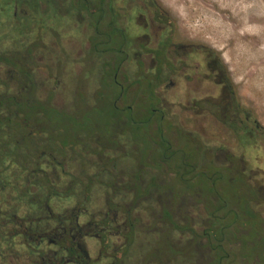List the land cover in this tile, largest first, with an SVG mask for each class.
I'll return each instance as SVG.
<instances>
[{
    "label": "rangeland",
    "instance_id": "1",
    "mask_svg": "<svg viewBox=\"0 0 264 264\" xmlns=\"http://www.w3.org/2000/svg\"><path fill=\"white\" fill-rule=\"evenodd\" d=\"M159 1L175 19L181 35L208 44L221 56L239 89L240 99L245 107L255 112L264 126V78L256 74L261 67H257L256 62H250L254 61L255 53L245 49L246 42L239 39L244 35L249 42L260 38L256 33L259 30L257 27L242 24L247 20V9H256L264 16V0H248L246 4H243L244 0ZM237 6L242 15L238 13L236 18L232 7ZM42 8L44 11L46 5L43 4ZM97 16L73 6L71 0L66 1L65 8L57 15L54 11L43 14L34 11L33 22L25 23V27H19L23 23L11 14L0 16V51L11 53L17 50L18 41L28 42L31 35V42L34 40L40 46L45 45L37 55V65L41 70L37 73L36 87L33 86L31 94L33 98L40 97L45 101L51 99L50 104L35 109V117L37 120L48 119L52 126L49 142L54 165L50 172L55 171L58 175L53 181V189L66 193L67 186H70L67 185L70 178L63 177L58 166L64 162L69 172L74 174L83 171L88 175H97L92 177L95 183L90 185L89 195L81 191L82 186L75 181L69 188L70 195L78 191L74 198L51 197V210L56 215L70 218L77 212L75 205L89 199L84 204L87 211L80 218L81 224L89 219L100 223L106 219L111 221L115 210H118L120 222L127 228V233L134 226L135 242L125 257L123 248L128 243L124 236L120 232L116 236L108 233L115 228L102 226L107 228L102 231L104 235L108 233L107 248L102 240L98 242L86 238V249L93 258L98 257L101 249L104 258L119 255L125 259L124 264H218L221 252H211L210 246H205V238L196 241V237H192L186 229L190 227L197 234H202L208 227H225L226 244L237 253V264H264V233L258 224L246 217L248 209L251 210L247 206L249 200L240 188L236 172L230 173L225 169L229 164L221 152V144L209 142L211 139L215 141L214 136H219L220 132L195 123L189 112L174 106L176 103L172 96H161L160 101L158 96L152 95L148 81L129 75V63L123 64L118 74L121 85L114 84L103 97L93 98V84H99L104 77L111 75L110 71L102 70L103 62L111 61L113 66H118L127 55L125 39L114 34L109 44L102 45V49L107 50L106 57L96 63L94 70H86L80 79H74L82 69L76 61L88 56L91 43L84 42ZM15 58L18 62L28 61L22 55L8 56L10 61ZM85 61L91 62L89 58ZM0 76L5 79L6 70L0 69ZM23 76L21 84L29 85L27 75ZM57 79L59 83L55 94H51L49 90L55 86ZM41 83L42 89L39 87ZM10 113L14 114L15 110ZM132 116L136 117L135 122ZM158 126L171 144L178 148L174 154L175 161L166 160L167 152L161 147V132H156ZM100 143L107 145L102 153ZM89 144L91 153L87 154ZM68 145L70 147L66 148ZM72 157L80 160L86 157V161H83V166H78L76 162H68ZM185 157L195 163L191 181L176 176L183 172L180 165ZM258 165L264 169V149L260 152ZM12 171L10 169L6 173L9 183L0 192L4 211L17 208L19 217H29V222L19 223L20 226L34 231L43 229L45 223L36 214L39 207L46 204L45 185L34 188L39 204L30 206L21 200L18 206L15 199L21 192L22 180L12 177ZM214 173H218L220 179L215 185L208 179L209 176L214 177ZM88 177L91 176L84 175L85 184ZM32 178L38 179L39 176L32 175ZM216 207H219V212L214 214ZM178 224L186 228L182 230ZM12 227L6 225L4 231L11 232ZM91 228L87 227L85 232L95 234ZM8 237L10 239L4 237L0 247V255L4 254V258L0 256V264H46L48 257L45 254L49 249L44 245L42 248L46 252L40 251L39 255L37 250H29V244H34L32 239L16 237L11 240L12 233H8ZM50 248L54 250L55 246ZM231 260L232 256L224 264H229Z\"/></svg>",
    "mask_w": 264,
    "mask_h": 264
},
{
    "label": "flooded vegetation",
    "instance_id": "2",
    "mask_svg": "<svg viewBox=\"0 0 264 264\" xmlns=\"http://www.w3.org/2000/svg\"><path fill=\"white\" fill-rule=\"evenodd\" d=\"M66 1L69 0H38L36 2L0 0V16L11 14L23 23L19 27H25L27 26L25 23L33 22L34 11L41 14L54 11L57 15L65 8ZM71 2L73 6L79 7L89 15H98L93 27L88 29L89 33L86 30L89 36L84 42L91 43L86 57L91 62H86V58L77 60V64L82 69L74 79H80L86 70H94L96 63L106 57L107 50H103L102 45L109 44L114 34L125 39L128 47L127 55L118 66H113L111 61L103 62L102 70L107 73L110 71L111 75L104 77L99 84H93L95 87L93 98L102 97V91L105 88L102 85H106L108 90L112 89L114 84L121 85L118 74L123 69V64L129 63V75L148 81L152 95L158 96L160 101L161 96H172L176 103L174 106L189 112L195 123H202L204 127L220 132L219 136H214L215 141L211 139L209 142L221 144V152L229 164L225 169L230 173L236 172L240 180V188L249 200V202L246 200L251 209L249 218L258 224L264 233V169L258 165L260 152L264 149V126L256 118L255 112L245 107L240 99L239 89L235 86L221 56L208 44L181 35L175 19L159 0H71ZM43 4L46 5L44 11ZM85 29H83L84 32ZM31 36L28 42L18 41V49L11 53L0 51V54L8 56L14 54L28 58V61L21 62L14 59L17 70L6 90L17 96L32 95L31 90L33 86L36 87L37 73L41 70V67L37 65V55L45 45L40 46L34 40L31 42ZM55 42L59 43L57 40ZM30 72L34 74L31 75ZM23 74L27 75L29 85L21 84ZM58 80L49 93L55 94ZM42 84H39L41 89ZM107 89L104 90L107 91ZM121 90L125 89L121 87ZM0 91L4 93L5 87L0 85ZM127 92L126 88L125 93ZM230 144H236V146H230ZM4 188L0 178V192H3ZM3 206L4 202H0V247L4 243L5 223L9 222L3 215ZM45 206L47 207L43 218L51 220L45 222L43 229L38 228L34 231L29 227L13 225L12 230L17 229L20 234L16 236L13 234L11 240L16 237L32 239L34 246L29 244L30 249L37 250L39 255L40 251L46 252L42 248L44 245L49 249L46 254L44 253L48 257L45 260L46 264H104L102 261L105 264H124L125 259L119 255L104 258L103 251L100 249L98 257L93 258L87 251L85 239L99 242L101 232L107 228L102 227L103 224L100 222L90 219L81 224L80 218L82 215L85 216L84 213L87 211L84 205V210H78L75 220L61 214L53 218L56 214L51 210L50 202ZM79 206L75 205V208ZM118 212L115 210V216L109 224V228H115L117 231L115 232V229L109 231L110 236H116L119 232L123 236L127 234V228L120 222ZM58 218L61 222H58ZM87 227H93L90 230L96 233H86ZM7 238L10 239L8 235ZM69 239L75 242L79 250H76L77 253L74 255L63 251H68L66 246ZM51 246H55V249L52 250ZM126 255L129 254L125 253L124 257ZM0 256L4 258V254Z\"/></svg>",
    "mask_w": 264,
    "mask_h": 264
},
{
    "label": "trees",
    "instance_id": "3",
    "mask_svg": "<svg viewBox=\"0 0 264 264\" xmlns=\"http://www.w3.org/2000/svg\"><path fill=\"white\" fill-rule=\"evenodd\" d=\"M0 68H4L6 70V76L5 79L4 77L0 78V85L5 87V92L2 93L0 91V178L2 179V184L5 187L8 183L9 180L5 176L6 173L10 170L13 169L11 176L16 177V178H21L22 180V188L21 192L18 193L16 196L17 198L15 202L23 200L28 205L33 206L39 204V199L37 196L34 195V190L35 187L40 186L41 184L45 185L46 187V193L44 197V201L46 205L49 204L50 200L52 199L51 197H60L65 199L66 197H73L77 194L78 191H75L73 195L71 194V191L69 188H71V185L73 182L78 181V184L82 186L81 191L86 193L87 195L90 194V185H93L95 182L93 181L92 177H97L95 174H89L85 173L83 171H79L77 173H72L69 172V169L67 168L68 165L66 162L58 164L60 168L62 169V174L63 177H68L70 178V182H67V186L69 188H66V193H62L60 191L56 192L53 189V181L56 180L57 178V173L50 172L51 168L54 165V160L52 158L51 153V148H50V137H49V132L52 129V126L49 125L50 122L48 119L44 118H38L37 116L35 117V109L40 106V105H45V104H50V99L49 101H45L43 99L39 98H33L32 95L28 96L27 94H22L21 96L15 95L13 92H8L6 89L10 85V80L12 79V76H14L15 71L17 70V65L14 63V61H10L8 59L7 54H0ZM105 88L107 89L106 85H104ZM103 89L102 91V97L105 95V91ZM108 90V89H107ZM47 99V100H48ZM117 104V101L114 102ZM14 108V109H13ZM15 110V113L12 114L10 113L11 110ZM61 114V113H59ZM35 117V118H33ZM33 118V119H32ZM133 121L135 122L136 117L132 116ZM151 120V119H150ZM151 122V121H150ZM63 131V128L61 129ZM18 131V132H17ZM158 132H161V147L164 151L167 152L166 155V160L168 161H175V151L178 148H175L173 144L169 141L168 138L165 137L163 134V129L160 130L158 126ZM119 145V144H117ZM66 148L70 147L65 146ZM84 150L85 147L83 146ZM100 151L104 152L107 149V145L99 144ZM91 153L90 151V144L88 145V150L87 154ZM99 153V154H101ZM85 156V154H84ZM83 161H86V157L83 158V160L79 158H74L72 157L68 162L74 164L76 162L78 166H83ZM92 162V161H91ZM183 169V172L176 176H179L182 180L184 181H191L193 178V171H195V163H192L187 157H185L180 165ZM82 168V167H81ZM173 173V172H172ZM91 176L88 177V183H84V175ZM174 174V173H173ZM205 174V173H204ZM214 177L209 176L208 179L211 180V182L215 185L218 183L219 179V174L214 173ZM32 175L39 176L38 179H33ZM207 175V174H206ZM213 178V179H212ZM93 181V182H92ZM52 184V185H51ZM84 184L86 186H84ZM84 186V187H83ZM33 193V194H32ZM59 193V194H56ZM21 196V197H19ZM88 198V197H87ZM89 199L85 201L80 202V206L77 209L76 214L73 217H70L69 219L75 220L76 216L78 215V210H83V205L88 201ZM27 201V202H26ZM248 206V204H247ZM47 206L44 207L41 206L39 207V212H37V217L40 218V220L47 222L50 221L49 219L43 218L45 215L44 210L46 209ZM17 212V208H11L8 211H4V217L5 220H8L9 222H6L5 225H11L15 226L17 224V227H22L20 226L19 223H28L29 217L28 215L24 216L23 218H19ZM42 212V213H41ZM219 212V207L215 208V213ZM230 212H235L231 211ZM251 210L248 209V214L247 218H249ZM213 214V212H211ZM53 218H57V215H54ZM58 222H61L60 218H58ZM111 221H108V219L103 220L102 223L107 227H109ZM7 225V226H8ZM178 227L180 229H184L186 227H181L178 224ZM13 229V227H12ZM11 229V230H12ZM192 237H196V241L200 240L202 238H205L207 240V244L205 246H210L211 252H221V255L217 258L218 264H224L225 260L227 258H230V256L233 257V260L230 261L229 264H237L239 261L237 253L229 249V244H226V239H225V231L226 228H207L202 234H197L193 229L188 227L186 229ZM8 233H12L16 236L18 233L17 229L13 230L10 232L6 231L5 232V237H7ZM135 235H136V230L134 229V226H132L131 232L127 233L124 238L126 239L128 245L124 246V251L131 252L135 242ZM237 236V235H236ZM108 233L107 235H104L101 232V240L104 242L105 248L108 246ZM224 244L227 246V249H225ZM67 250H63L64 252H68L69 255H74L76 254L77 245L75 244L74 241L69 239ZM30 250V247H29ZM79 251V250H78ZM234 252V253H233ZM236 257V258H235Z\"/></svg>",
    "mask_w": 264,
    "mask_h": 264
},
{
    "label": "bare ground",
    "instance_id": "4",
    "mask_svg": "<svg viewBox=\"0 0 264 264\" xmlns=\"http://www.w3.org/2000/svg\"><path fill=\"white\" fill-rule=\"evenodd\" d=\"M233 1H237V0H233ZM247 2L248 0H244L243 4H246ZM238 7L239 6L232 7L237 14V15L235 14L236 18L239 14L242 15V12H239ZM245 14L247 15V20L242 25L252 26L253 28L257 27L259 30L256 31V33H259L260 38L254 40L255 42L246 41L247 35L239 36V39L244 40L246 42L244 46L245 49L255 53V57L253 59L254 61L251 60L250 62H252V64L256 62L257 67H261L259 71L256 70L255 71L257 75L259 74L264 78V16L259 14V12H257L256 9H247Z\"/></svg>",
    "mask_w": 264,
    "mask_h": 264
}]
</instances>
